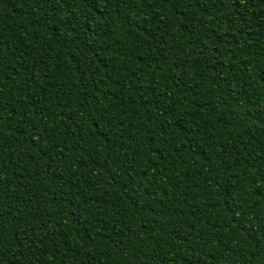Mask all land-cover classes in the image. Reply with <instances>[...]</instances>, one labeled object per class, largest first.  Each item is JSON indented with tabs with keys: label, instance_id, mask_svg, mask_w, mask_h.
I'll return each instance as SVG.
<instances>
[{
	"label": "trees",
	"instance_id": "1",
	"mask_svg": "<svg viewBox=\"0 0 264 264\" xmlns=\"http://www.w3.org/2000/svg\"><path fill=\"white\" fill-rule=\"evenodd\" d=\"M241 2L0 0V264H262L264 0Z\"/></svg>",
	"mask_w": 264,
	"mask_h": 264
},
{
	"label": "snow or ice",
	"instance_id": "2",
	"mask_svg": "<svg viewBox=\"0 0 264 264\" xmlns=\"http://www.w3.org/2000/svg\"><path fill=\"white\" fill-rule=\"evenodd\" d=\"M192 3H196V4H201L203 2V0H191ZM234 3L236 4V6L238 8H243V9H247L248 8V2H244L242 3L241 0H234ZM235 18V17H233ZM264 254V250L258 251L257 255L260 256ZM249 264H252V261H249ZM262 264H264V261H262Z\"/></svg>",
	"mask_w": 264,
	"mask_h": 264
}]
</instances>
